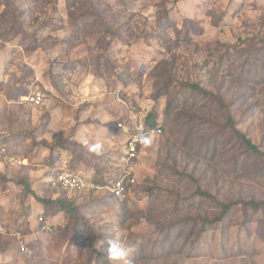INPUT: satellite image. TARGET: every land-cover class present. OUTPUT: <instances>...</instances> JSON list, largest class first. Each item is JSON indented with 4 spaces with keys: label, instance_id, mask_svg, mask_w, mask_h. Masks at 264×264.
<instances>
[{
    "label": "rangeland",
    "instance_id": "374dc122",
    "mask_svg": "<svg viewBox=\"0 0 264 264\" xmlns=\"http://www.w3.org/2000/svg\"><path fill=\"white\" fill-rule=\"evenodd\" d=\"M151 110L127 160L116 124ZM0 143L26 160L0 161V228L25 246L0 232V264H122L110 241L130 264H264V0H0ZM62 155L130 172V196L54 188Z\"/></svg>",
    "mask_w": 264,
    "mask_h": 264
},
{
    "label": "built area",
    "instance_id": "2783aa9c",
    "mask_svg": "<svg viewBox=\"0 0 264 264\" xmlns=\"http://www.w3.org/2000/svg\"><path fill=\"white\" fill-rule=\"evenodd\" d=\"M43 96L40 92H32L24 97L25 101L33 105H39L42 102ZM117 128L125 131L127 137L124 141V157L127 160L134 159L140 152L142 147V142L140 137L158 135L161 130L159 127L145 129L142 123L134 125L133 129L135 131L130 132V128L126 127L123 122L119 121L116 124ZM0 161L4 162L6 166H20L25 164L26 160L22 158H17L12 155L11 150L6 148L4 145H0ZM68 159L62 158L56 162L51 168V177L48 182L58 189L65 190L68 193L75 192H104L111 198L122 200L131 193V186L135 183V176L130 172H122L121 174H108L103 180L92 178L86 174L79 171L70 170ZM37 215V219L41 221L40 232L49 233L51 231L50 225ZM0 232L4 234H9L11 237L17 239L20 243L22 235L17 230H12L7 233L3 228H0ZM24 244H20V249L24 250Z\"/></svg>",
    "mask_w": 264,
    "mask_h": 264
},
{
    "label": "trees",
    "instance_id": "16d2710c",
    "mask_svg": "<svg viewBox=\"0 0 264 264\" xmlns=\"http://www.w3.org/2000/svg\"><path fill=\"white\" fill-rule=\"evenodd\" d=\"M155 112L153 111V110H151V111H149L148 113H147V115H146V117H145V120L143 121V125H144V127H145V129H149V128H153V126H154V124H155ZM230 121H232V120H230ZM231 125H232V127H233V124L231 123ZM132 131H135L133 128L130 130V132H132ZM234 131L236 132V134L241 138V140H243L246 144H247V146H249V147H252L253 149L255 148V146L254 145H252L251 143H250V141L242 134V133H240L239 131H237V130H235V128H234ZM0 145H4L5 146V144L4 143H0ZM63 157H65V158H69V157H66V156H60L59 157V159L58 160H60V159H62ZM68 163H69V167H70V160H68ZM53 165V164H52ZM24 167H28L27 168V170L29 169V167L30 166H24ZM50 174H51V172H50ZM106 176H108V173H106V175H105V177ZM104 177V178H105ZM134 185H135V183L131 186V192H132V190H133V187H134ZM59 190H61L63 193H65V194H77V195H88V194H93V193H99V192H75V193H68V192H66L65 190H62V189H59ZM102 194H105V195H107L106 193H104V192H102ZM104 195V196H105ZM130 196V195H129ZM129 196H127V197H125V198H123L122 200H124V199H127ZM113 199H115V198H113ZM70 200H72V199H70ZM115 200H118V201H122V200H119V199H115ZM58 202V204L59 205H61V206H63V208H66V207H71L72 208V206L70 205L71 204V202H64V201H60V200H57L55 203H57ZM223 208L224 209H227L228 208V206L227 205H223ZM41 217H42V219L43 220H45L48 224H49V222H48V220H47V218H46V216H44L43 214H41L40 215ZM40 225H41V221L40 220H38L37 218H36V226H37V231L38 232H40ZM50 225V224H49ZM50 227H51V225H50ZM51 230H52V227H51ZM17 231H19L20 232V234L22 235V238H21V242L20 243H18V246H19V248H20V244H22L23 243V238H24V234H23V232L21 231V230H17ZM51 232V231H50ZM41 233H43V232H41Z\"/></svg>",
    "mask_w": 264,
    "mask_h": 264
},
{
    "label": "clouds",
    "instance_id": "9594fccd",
    "mask_svg": "<svg viewBox=\"0 0 264 264\" xmlns=\"http://www.w3.org/2000/svg\"><path fill=\"white\" fill-rule=\"evenodd\" d=\"M140 141L148 145L151 143V138L149 136H141ZM102 145L100 142H97L92 146V150L96 151L97 154H100V149ZM135 251V246L133 244H124L120 241H110L108 248V258L111 261L122 262V264H130L129 257Z\"/></svg>",
    "mask_w": 264,
    "mask_h": 264
},
{
    "label": "crops",
    "instance_id": "0c3cea01",
    "mask_svg": "<svg viewBox=\"0 0 264 264\" xmlns=\"http://www.w3.org/2000/svg\"><path fill=\"white\" fill-rule=\"evenodd\" d=\"M63 158H65V157H63ZM67 159L69 160V158H67ZM57 162H58V161H57ZM54 164H55V163H53V165H54ZM53 165H52V166H53ZM52 166H51V167H52ZM51 167H50V168H51ZM45 171H47V172L49 171V168H48L47 166H45ZM50 172H51V171H50ZM41 173H42V172H41ZM47 179H48V178H47Z\"/></svg>",
    "mask_w": 264,
    "mask_h": 264
}]
</instances>
